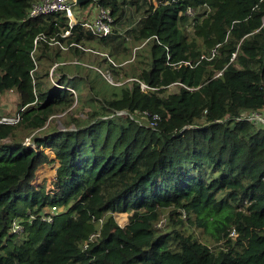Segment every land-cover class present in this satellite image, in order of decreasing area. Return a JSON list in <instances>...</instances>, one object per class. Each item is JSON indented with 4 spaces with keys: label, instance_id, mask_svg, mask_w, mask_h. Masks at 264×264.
I'll return each instance as SVG.
<instances>
[{
    "label": "trees",
    "instance_id": "obj_1",
    "mask_svg": "<svg viewBox=\"0 0 264 264\" xmlns=\"http://www.w3.org/2000/svg\"><path fill=\"white\" fill-rule=\"evenodd\" d=\"M35 1L0 0V99L13 92L19 116L0 122V264H264V128L237 119L264 109V0H97L113 26L133 21L129 53L114 27L28 17Z\"/></svg>",
    "mask_w": 264,
    "mask_h": 264
},
{
    "label": "built area",
    "instance_id": "obj_2",
    "mask_svg": "<svg viewBox=\"0 0 264 264\" xmlns=\"http://www.w3.org/2000/svg\"><path fill=\"white\" fill-rule=\"evenodd\" d=\"M95 4L94 13L91 17L88 19H80L77 18L74 14L73 7L77 4V0H37L31 4V7L28 12V17H37L40 15L50 14L53 12H63L65 16L68 18V25L69 28L74 26L75 24H79L84 30H87L90 32V34L96 38H101L108 36L113 33V16L111 14V10L108 7H103L98 4L97 0H91ZM190 18L195 15V11L191 8H188L185 12ZM191 24V23H190ZM69 34V29H66L61 36H67ZM45 35L43 33L38 34L36 38L34 39V42L37 41V39H44ZM53 40V38H51ZM54 43H59L58 41L54 40ZM60 47L62 49H67L71 45H76L80 48H83L80 44L71 42L68 45H63L61 43ZM86 49V48H83ZM93 51V50H92ZM213 54V52H212ZM106 55V54H105ZM107 56V55H106ZM113 64L114 62L108 58ZM73 62H78L77 60H74ZM189 63V62H185ZM96 68L99 72L103 74V76L106 78V80L112 84L118 85L121 84L120 82H113L111 76L107 72H102L99 68L93 66ZM52 70V68H51ZM50 70V75L51 71ZM128 80H134L140 83L141 90L146 92L147 86L143 83L138 81L136 78H127L125 81ZM114 113L116 114H128L130 117L134 114H137V117L140 119L146 120L148 126L155 128L158 124V122L161 120V114L158 112H151L146 110H134L130 112L128 108H121V109H114ZM19 119L18 114L16 116H2L0 118V122H9L14 123ZM140 119H137L139 121V124H143V122L140 121ZM238 120H247L250 122H253L261 127L264 128V109L261 110H252L247 112H242L238 117ZM59 211V207L52 205L49 208H47L45 211H41L39 215H36L41 220L50 222L52 220L53 215ZM182 216H184V212L181 213ZM31 218H35V215H31ZM160 225V223L158 224ZM23 229V225L20 221L14 219L11 224V231L12 232H20ZM231 236H234V231L232 230L230 232Z\"/></svg>",
    "mask_w": 264,
    "mask_h": 264
},
{
    "label": "rangeland",
    "instance_id": "obj_3",
    "mask_svg": "<svg viewBox=\"0 0 264 264\" xmlns=\"http://www.w3.org/2000/svg\"><path fill=\"white\" fill-rule=\"evenodd\" d=\"M94 8H95V4L92 1H90L84 5H79V4L74 5L73 10H74V14L76 15L77 18L88 19L94 13ZM137 15H140V13L135 14V16H137ZM132 22H133L132 20H126V21L123 20V22L114 23V26H113L115 29L114 33L119 36L118 42L121 44L122 38L124 39L122 41L121 45H124L128 48L127 53L131 52V49L133 46V43L131 42V36H129V34L126 33V30L129 29V25ZM93 41L97 45H99L97 42V39H94ZM95 43H93V44L95 45ZM95 47H96V45H95ZM121 47L122 46H120L119 48L122 50ZM97 48L104 50L106 52H109L110 48H111V44H108L107 46H103V48L100 47V45H99V47H97ZM78 64H81V63L78 62ZM83 65L88 66L86 68L89 69V72L91 73L92 76L95 75L94 70L92 69L93 68L92 65H90V64H83ZM89 67H92V68H89ZM97 76H99L98 73H97ZM99 77L100 78H98V80L102 81L101 75ZM102 83H103V81H102ZM171 91H174L173 86L168 89L167 93H169ZM15 98H16V96L13 92H5L2 94V97L0 99V118L2 116L11 117V116H14L17 114V106L15 103ZM105 100H107V101L105 102ZM95 101L99 107H105V106H109V105H113V106H109V107H115L116 105H118V103L115 99H112V97H110V96L108 97V96L104 95L103 92L95 95ZM114 109L116 110L119 108H114ZM56 126L59 128H62V126L59 122L57 123ZM45 151H48V149H45ZM49 155H50V157H52L54 154L49 153ZM50 163L51 162H45L36 170L35 180L37 182L45 181L46 184L49 185L50 179L52 178V175L54 173V168L52 166H50ZM60 210H61V208H60ZM127 216L128 215L126 212L114 213V218H115L116 222L118 224H120L121 226L125 225V223L127 222ZM180 217L183 220H186L184 223V227L187 226L189 231L193 230V232L198 237H200V233H199L198 229L192 228L189 225V223L187 222V217L182 216V215H180ZM163 221H164V219H163ZM158 226H159V228H163L164 227L163 222H161L160 225H158Z\"/></svg>",
    "mask_w": 264,
    "mask_h": 264
},
{
    "label": "water",
    "instance_id": "obj_4",
    "mask_svg": "<svg viewBox=\"0 0 264 264\" xmlns=\"http://www.w3.org/2000/svg\"><path fill=\"white\" fill-rule=\"evenodd\" d=\"M82 1H86V0H77V4H80Z\"/></svg>",
    "mask_w": 264,
    "mask_h": 264
}]
</instances>
